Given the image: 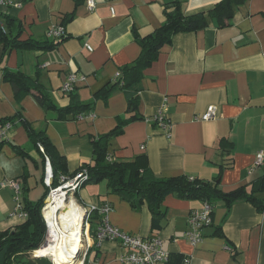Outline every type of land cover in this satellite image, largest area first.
I'll list each match as a JSON object with an SVG mask.
<instances>
[{
    "label": "crops",
    "instance_id": "1",
    "mask_svg": "<svg viewBox=\"0 0 264 264\" xmlns=\"http://www.w3.org/2000/svg\"><path fill=\"white\" fill-rule=\"evenodd\" d=\"M13 1L20 7L3 6L1 10L20 23L19 39L52 42L46 35L51 25L62 26L65 34L48 50L4 52L0 44V121L19 109L65 156L68 172L91 162L92 139L113 129L121 119L125 121L123 132L108 146L113 160L130 161L144 155L157 177L188 175L214 180L223 162L219 142L226 139L231 141L232 151L231 166L217 179L223 191L240 186L249 190L264 176V162L253 167L257 153L264 151V0H246L236 6L223 26L210 19L202 29L174 34L143 71L139 118H130L126 97L116 89L107 100H95L93 118L82 120H58L32 93L17 100L11 84L2 78L4 69L36 78L58 108L70 100L59 90L66 74H84L85 82L74 93L87 103L139 55L134 33L144 37L162 25L172 2H179L188 16L211 10L219 0H94L91 10L86 0ZM210 105L215 106L216 117L200 119ZM158 111L169 123L168 134L153 119ZM5 136L8 141L0 143V230L25 219L11 215L16 193L8 185L10 180L23 175L21 186L28 188L25 197L31 201L45 191L42 158L21 123H9ZM12 144L25 155L18 154ZM75 198L84 207L109 203L111 224L133 236L161 237L168 254L181 257L179 264H264V211L258 212L249 202L236 201L227 207L217 201L211 224L202 230V240L192 245L185 236L187 217L201 201L167 196L163 226L155 231L150 229L147 206L133 210L127 201L109 192L106 181L85 185ZM90 240L83 264H124L118 260L122 249L116 242L95 244ZM14 264L36 263H27L23 257Z\"/></svg>",
    "mask_w": 264,
    "mask_h": 264
},
{
    "label": "trees",
    "instance_id": "2",
    "mask_svg": "<svg viewBox=\"0 0 264 264\" xmlns=\"http://www.w3.org/2000/svg\"><path fill=\"white\" fill-rule=\"evenodd\" d=\"M245 1L219 0L211 10L188 16L182 13L179 2H172L169 9L164 13L165 21L162 25L144 37L139 36L136 32L134 33L135 39L140 46L139 55L132 62L122 66L120 68V76L113 78L96 91L93 94V100L87 103L81 102L74 90L67 95L70 99L69 103L64 107L58 108L36 78L20 70L12 71L9 69H4L2 78L11 84L17 100L25 94L32 93L36 102L44 110L53 111L58 120H75L81 113L92 112L95 100H107L116 89L121 90L126 97L127 112L130 114V118H139L137 117L138 92L141 79L143 78V71L157 58L161 47L169 43L171 37L176 33L196 31L206 27L210 19H215L219 26L225 25V22L233 15L234 8ZM5 7L0 6V44L3 45L4 52L12 49L48 50L55 46L54 42L57 40L39 42L31 38L19 39L22 32L21 25L16 18L1 10V8ZM14 121L21 123L31 146L36 149L42 158L43 164L44 156L49 158L53 173V187L58 185L59 175L71 177L85 169L86 178L74 191L75 197L78 190L85 185L106 181L109 192L127 201L133 210H138L143 205L147 206L150 213L151 230L157 231L162 228L166 212L163 207V201L169 195L181 200L201 201V205L203 202H207L212 209L211 221L213 207L217 201H223L227 207H230L236 201H245L251 203L258 212L264 211V176L253 182L249 190L246 189V186H240L227 192L220 188L219 181H217L220 172L231 166L229 155L232 151V143L226 139H220L219 142L218 147L223 156V162L219 165L220 172L214 180H203L188 175L160 178L155 176L149 168L144 155H138L130 161H117L109 156L108 146L110 140L123 132L125 121L119 119L113 129L92 139L91 162L83 163L74 171L68 172L65 156L57 150L43 130L33 128L32 124L23 117L19 109L16 110L15 115L2 119L0 128L3 127L4 123L8 122L11 124ZM4 141H8L6 136L0 138V143ZM39 146L42 150H40ZM13 147L18 154L25 155L24 150L15 145ZM256 166L258 165L253 167ZM24 178L23 175L20 177L21 185ZM27 190L28 188L24 185L21 186V199L27 217L13 227L0 230V264H14L15 261L21 260L23 257L26 258L27 263L51 264L46 258L33 257L31 252L43 242L45 222L41 210L44 206V199L48 195V188L45 187L43 195L35 201L25 197ZM97 219L99 218L96 214H93L90 218L92 237L94 236V223ZM180 261V256L168 254L166 264H179Z\"/></svg>",
    "mask_w": 264,
    "mask_h": 264
},
{
    "label": "built area",
    "instance_id": "3",
    "mask_svg": "<svg viewBox=\"0 0 264 264\" xmlns=\"http://www.w3.org/2000/svg\"><path fill=\"white\" fill-rule=\"evenodd\" d=\"M1 6L8 7H20L19 2L13 0H0ZM86 6L89 10L93 9L95 6L94 0H86ZM64 29L62 26L51 25L46 32V35L53 40H61L64 37ZM88 50L91 48L86 45ZM120 76V71L115 73L114 78ZM86 76L77 72H69L64 77V80L59 88L63 95H68L72 93L75 88L85 82ZM93 113L88 112L86 114L81 113L77 116L76 120L91 119L93 118ZM216 117V108L213 105L207 107L206 111L199 116L202 120H208ZM153 119L159 124V126L168 134L170 126L167 119L164 117L161 111H158ZM9 128V123H4L3 127L0 128V138L5 137L6 131ZM40 150L42 148L39 146ZM141 148L143 146L141 145ZM264 162V151L261 150L257 153L254 165H259ZM44 169L42 182L45 187L48 188V194L50 196L58 188L63 189L67 197H73L74 191L80 186L82 181L86 178V170L83 169L71 177L65 175H59L58 185L56 187L52 186L53 173L50 165L49 158L44 156ZM8 185L12 187L16 193L15 206L11 215H16L19 218H26L27 213L23 209V203L21 199V180L19 178H14L8 182ZM46 205V204H45ZM44 205V207H45ZM44 207L42 208V214ZM92 209V211L90 210ZM89 209L91 212H96L99 219L95 221L93 233V241L95 244H100L102 241H112L116 242L122 249V252L118 255V260L124 264H158L160 262L167 261L168 252L162 246V238L159 236L155 237H141L130 235L118 227L112 226L107 219V212L110 209V204L107 202L99 204H90L83 206V211ZM211 206L207 202H203L199 208H195L190 211L188 215V225L189 228L185 232L186 239L195 245L202 240V229L211 223ZM44 217V215H43ZM89 217V216H88ZM46 221V219L44 218ZM86 220V219H85ZM47 222V221H46ZM92 236V235H91ZM43 246V245H42ZM33 251V257L40 256ZM188 262V259H185Z\"/></svg>",
    "mask_w": 264,
    "mask_h": 264
},
{
    "label": "bare ground",
    "instance_id": "4",
    "mask_svg": "<svg viewBox=\"0 0 264 264\" xmlns=\"http://www.w3.org/2000/svg\"><path fill=\"white\" fill-rule=\"evenodd\" d=\"M50 199L43 210L49 239L36 252L50 257L54 264H74L69 261L74 260L82 243L81 207L60 188Z\"/></svg>",
    "mask_w": 264,
    "mask_h": 264
},
{
    "label": "rangeland",
    "instance_id": "5",
    "mask_svg": "<svg viewBox=\"0 0 264 264\" xmlns=\"http://www.w3.org/2000/svg\"><path fill=\"white\" fill-rule=\"evenodd\" d=\"M56 187V186H55ZM47 196H49V199H50V194H48ZM74 200H75V202H77V204L81 207V211H82V215L83 214H85L86 213V211H83V206L77 201V199L75 198V196L73 195V197H72ZM51 200V199H50ZM100 205H102V203H100L99 204V206ZM90 210L92 211V209L90 208ZM89 209H87V213L85 214V219H84V221L82 222V216H81V226H82V243H81V245H80V247H79V252H77V254L75 255V257H74V255H73V257H74V260L73 261H69L70 263L71 262H74V264H79V263H81V264H83V259H84V257H85V254H86V252H87V249L89 248V246H90V239H92V242H94L93 241V238H92V236H91V231H90V227H91V221H90V218L92 217V215L93 214H96L97 215V213L96 212H91ZM42 211V210H41ZM111 211V206H110V209H109V211L107 212V219L109 220V217H108V215H109V212ZM42 213V212H41ZM42 216H43V214H42ZM89 216V217H88ZM43 219H44V217H43ZM96 221V220H95ZM44 222H45V233H44V237H43V242L39 245V247L37 248V249H39L42 245H44L46 242H47V240L49 239L48 238V236H49V228H48V225H47V223H46V221L44 220ZM112 226H115V225H113V224H111ZM115 227H117V226H115ZM37 249H35V250H37ZM35 250H31V252H33V251H35ZM37 258H46L47 260H49L50 261V263L51 264H54V262L52 261V259L50 258V257H48V256H43V255H41V256H39V257H37Z\"/></svg>",
    "mask_w": 264,
    "mask_h": 264
},
{
    "label": "water",
    "instance_id": "6",
    "mask_svg": "<svg viewBox=\"0 0 264 264\" xmlns=\"http://www.w3.org/2000/svg\"><path fill=\"white\" fill-rule=\"evenodd\" d=\"M50 201L49 199V196H46L45 199H44V205L47 204L48 202ZM44 207V206H43ZM42 212V211H41ZM86 214V213H85ZM85 214L82 215V222L84 221V219L86 218L85 217ZM38 257V256H36Z\"/></svg>",
    "mask_w": 264,
    "mask_h": 264
}]
</instances>
